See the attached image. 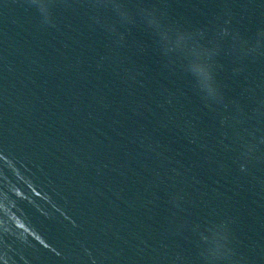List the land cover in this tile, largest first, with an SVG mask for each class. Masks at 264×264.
<instances>
[{
  "label": "water",
  "instance_id": "obj_1",
  "mask_svg": "<svg viewBox=\"0 0 264 264\" xmlns=\"http://www.w3.org/2000/svg\"><path fill=\"white\" fill-rule=\"evenodd\" d=\"M39 2L0 0V264H264V0Z\"/></svg>",
  "mask_w": 264,
  "mask_h": 264
},
{
  "label": "clouds",
  "instance_id": "obj_2",
  "mask_svg": "<svg viewBox=\"0 0 264 264\" xmlns=\"http://www.w3.org/2000/svg\"><path fill=\"white\" fill-rule=\"evenodd\" d=\"M39 7L47 15L48 5L44 3L43 0H40ZM197 71L200 73L202 79L205 81V84L207 85V82L210 80V75L207 72V70L203 66H198ZM10 191L14 192L17 196H23V193L20 191L19 188H12L10 189ZM11 204H12V201L7 200V193L0 191V213L7 215L8 218L11 219L16 226L23 227V225L20 223L21 218L16 216L15 213L11 211V208H10ZM2 226H3V221L0 220V227ZM4 264H6V262H4Z\"/></svg>",
  "mask_w": 264,
  "mask_h": 264
},
{
  "label": "snow or ice",
  "instance_id": "obj_3",
  "mask_svg": "<svg viewBox=\"0 0 264 264\" xmlns=\"http://www.w3.org/2000/svg\"><path fill=\"white\" fill-rule=\"evenodd\" d=\"M4 157H3V154H2V152H0V159H3ZM33 191L35 192V189H33ZM39 193H37V195H38ZM38 238V237H37ZM41 243H43V242H41ZM45 247H48V245H44ZM53 251H55V249H53ZM57 254H59V253H57Z\"/></svg>",
  "mask_w": 264,
  "mask_h": 264
}]
</instances>
